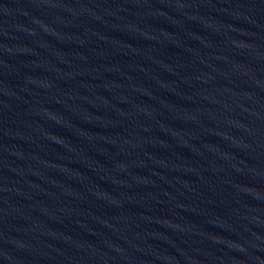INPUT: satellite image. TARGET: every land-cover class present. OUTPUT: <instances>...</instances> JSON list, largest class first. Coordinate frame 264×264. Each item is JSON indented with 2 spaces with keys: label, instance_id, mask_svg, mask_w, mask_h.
<instances>
[{
  "label": "water",
  "instance_id": "95a60500",
  "mask_svg": "<svg viewBox=\"0 0 264 264\" xmlns=\"http://www.w3.org/2000/svg\"><path fill=\"white\" fill-rule=\"evenodd\" d=\"M0 264H264V0H0Z\"/></svg>",
  "mask_w": 264,
  "mask_h": 264
}]
</instances>
